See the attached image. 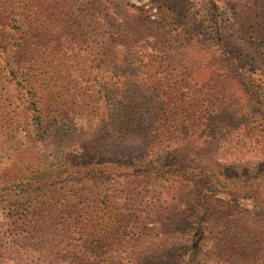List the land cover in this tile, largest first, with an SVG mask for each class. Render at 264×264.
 Instances as JSON below:
<instances>
[{"label": "trees", "instance_id": "16d2710c", "mask_svg": "<svg viewBox=\"0 0 264 264\" xmlns=\"http://www.w3.org/2000/svg\"><path fill=\"white\" fill-rule=\"evenodd\" d=\"M113 1L0 0V60L6 62L9 47L14 65L0 69V162L12 175L0 185V264H264V175L226 182L210 165L202 176L228 201L200 196L197 212L195 193L170 180L187 174L183 166L144 163L163 155L260 163L259 104L239 96L226 67L210 71V82L193 78L189 59L201 47L186 33L195 24L193 1L149 0L155 19L131 5L120 14ZM218 1L229 24L221 21L217 38L238 27L252 51L251 75L240 71L264 104V0ZM89 6L95 31L85 35ZM139 48L148 70L135 73L128 54ZM81 51L87 76L96 73L95 90L65 79L70 58ZM24 109L30 144L39 143L42 156L69 152L64 163L46 167L28 149L11 150ZM125 157L132 161H116ZM188 181L189 188L198 183ZM85 183L99 192L69 204ZM240 201L252 209H240ZM199 219L204 244L187 254L198 245L182 239L194 235Z\"/></svg>", "mask_w": 264, "mask_h": 264}, {"label": "rangeland", "instance_id": "374dc122", "mask_svg": "<svg viewBox=\"0 0 264 264\" xmlns=\"http://www.w3.org/2000/svg\"><path fill=\"white\" fill-rule=\"evenodd\" d=\"M23 1V0H22ZM193 1V8H194V14H195V24L193 27L190 28V32L186 29L187 36H190V33L192 34V37L198 41V43L201 44L200 50H196L194 54H191L189 63L190 66L192 67L191 71L194 73V79H205V81L210 82V79L208 78V75L210 71L214 70H223L228 68L230 74L232 75V81L234 82V88L235 90H240L241 93L239 96L246 102L250 103H256L259 104L256 107L260 108L261 114L258 113V115H254L255 117V126L258 129V132L264 131V104L260 100L259 95H257L258 91L252 89L245 81V77L242 75L240 68H242L247 74L251 75L250 73V57L249 55H252V51L250 50V47L246 46L240 41L241 33L238 29L237 26L234 27V29H231L228 33H226L223 37L222 40H218L217 38V33L219 31V26L221 21H223V27L228 26V18L222 17L223 13V7L220 1L218 0H191ZM149 0H115L113 1L114 7L119 11L120 14H123L125 10V5H131L135 6L137 8L146 10L149 12V16L152 17V19H155V14H156V9H151V5L149 3ZM122 3V4H121ZM263 4V1H261ZM262 8V7H261ZM263 11V9H260ZM19 16L18 19L20 21L23 20V13L21 9L17 10ZM87 13L89 15V20H85L82 26L83 28V33L85 35H89L90 32L93 30L95 31V26L93 23V20L90 19L91 14H92V6H89L87 8ZM264 12V11H263ZM261 18H264V14L261 15ZM119 23H122L120 21ZM89 27L87 28V26ZM24 27V26H23ZM83 39V37H82ZM84 40V39H83ZM148 41H152V38L148 37ZM223 44L227 45V50H229V54L227 56L231 59L225 61V56L221 54V48L220 46H224ZM73 47V46H72ZM84 48V47H83ZM225 48V47H224ZM78 49V48H77ZM73 52L72 54H76L77 50ZM70 54V52H69ZM144 55H147L146 52H142L141 49H136L135 51H132L131 53L128 54L129 57V62L131 68H133L135 73H140L141 71L147 72V70L143 69V65H147V63H143V57ZM156 55L150 54L148 57L150 60H152V57ZM214 56V58H213ZM224 56V57H223ZM6 62H2L0 60V69L5 68L6 65L14 66L13 65V51L9 50L6 52ZM85 58H86V52H79L77 58H70L69 64L71 68L67 69V74L64 75L65 79L68 82H71L72 85L77 84L78 87L82 90L85 91V87L92 86V88L95 90V76L96 73L93 72L92 74H89L87 76L86 68H85ZM213 58V59H212ZM222 60L224 61L225 64H230V66H224L222 64ZM239 60V64L236 62ZM150 62V61H149ZM157 67V65H156ZM153 69L152 67H150ZM162 69H159V72H161ZM243 71V72H244ZM222 73L224 71H221ZM92 79V80H90ZM238 84V85H237ZM238 86V87H237ZM93 96V95H92ZM97 98L94 97V101L92 104V107L95 108L97 107ZM96 101V102H95ZM253 104V105H254ZM98 106H100V102H98ZM20 117L19 120L20 122L18 123V128L15 130L12 135L9 137V144L11 146V150L13 149H20L23 147L25 150H30L32 155L35 156V158H39L40 161H43L44 166L46 167H52L56 165H60L61 163H64L65 158H69V152H64L59 154H55L53 152H47L45 155H40L36 151V146L40 145L37 143L35 146H32L30 144V140L32 139L31 136V129H28L26 131V128L28 127V124H31L30 118L28 116V112L26 109L22 110L20 112ZM95 121V120H94ZM94 121H91V124L93 125ZM79 125V124H78ZM258 138L254 137L253 141H258ZM1 158V156H0ZM27 158H29V162L31 163V156L27 155ZM116 161H121V162H131L132 158L125 157V158H116ZM154 162H158L161 165L171 167V165H180L183 166L187 174L184 175H177L176 174V179H173L171 177L170 180H177L180 184V186L187 187V190L193 191L195 195L191 197V205L195 208L197 212L200 211V207L197 204L198 197L203 196L206 198H209L211 200H224L228 201L226 197L222 196L221 193L217 192L218 187L214 185V181L212 179H209L208 176L207 178L202 176L203 172L201 170L208 169L210 165H216V171L217 175L216 177L219 180H223L226 182H233L235 180H252L254 182H257L260 180V178L264 175V160L261 161L260 163L257 164H247V163H236V162H216L213 164H207L204 162H196V161H190V160H185L183 158H174L170 157L168 155H163V156H153L152 158H147V161L145 160V164H151L153 165ZM9 164V163H8ZM4 165V164H3ZM5 166V167H4ZM1 165L0 162V185H2L1 182L7 181L8 178H12L9 173L11 172L10 170H7L9 168V165ZM166 170L167 167H166ZM195 170H198L196 173ZM195 173V174H194ZM197 175V176H195ZM196 177V179H195ZM198 181L196 185L193 187L189 188L188 180L190 181ZM168 184L166 183V186ZM100 188L97 187L94 184H83L78 187V197H73L72 195L68 196V202L69 204H77L80 201H82L83 198H91L95 196L97 192H99ZM185 190L182 189L181 194ZM58 196H56L57 198ZM5 205V203L2 202L1 206ZM238 207L240 209H248L251 210L252 206L251 204L247 202L240 201L237 203ZM55 208H59V205L56 204ZM58 215V213H56ZM58 220V218H57ZM204 221L202 219H199L197 221V224L195 225V230L193 231L194 235H192V232H189L187 235L183 237L182 241L184 242L185 240L192 239L194 240L193 245H198V246H193L191 247V251L187 250L189 252H199L200 251V246L201 244H204V242L200 241L202 240V229H203ZM192 235V236H191ZM187 249L190 248V246L185 245ZM188 256V255H187Z\"/></svg>", "mask_w": 264, "mask_h": 264}]
</instances>
